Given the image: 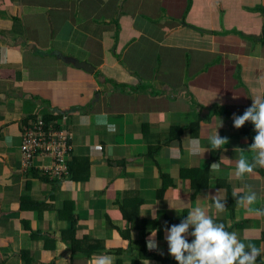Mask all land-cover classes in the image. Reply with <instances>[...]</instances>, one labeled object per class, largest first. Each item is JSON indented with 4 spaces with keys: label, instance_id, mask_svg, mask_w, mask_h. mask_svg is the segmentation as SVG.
Instances as JSON below:
<instances>
[{
    "label": "crops",
    "instance_id": "crops-1",
    "mask_svg": "<svg viewBox=\"0 0 264 264\" xmlns=\"http://www.w3.org/2000/svg\"><path fill=\"white\" fill-rule=\"evenodd\" d=\"M253 94H264V0H0V264H178L165 227L218 190L226 207L209 214L264 246V167L234 173L256 133L233 114ZM62 113L72 175L23 172L24 126ZM217 128L228 143L214 151Z\"/></svg>",
    "mask_w": 264,
    "mask_h": 264
},
{
    "label": "clouds",
    "instance_id": "clouds-1",
    "mask_svg": "<svg viewBox=\"0 0 264 264\" xmlns=\"http://www.w3.org/2000/svg\"><path fill=\"white\" fill-rule=\"evenodd\" d=\"M251 98L253 103L245 109L242 115L233 114L235 128L239 129L246 122H251L256 133L247 149L252 154L251 158L241 154L235 162L234 173L237 178L253 173L257 167H264V94H253ZM221 126L222 121L219 127ZM218 128L215 134L208 137L209 147L214 151L224 149L228 143V138L221 137ZM234 150L236 152L241 148ZM195 151L199 152V149ZM203 153L200 154L203 155ZM222 162V159L220 162H213L210 165V171H219ZM232 195L237 197L236 203L240 205H251L257 198L254 192L240 197L236 191H233ZM210 197L212 200L210 206L197 204L187 212L186 217H183L180 223L165 227L169 254L178 264H256L257 258L264 253V246L245 244L238 238L236 232H230L226 230L224 223L216 222L209 214V208L214 207L216 212H223L226 199L220 190ZM169 206L177 210L170 202ZM152 217L153 219L159 218L156 209L152 211ZM156 236L157 231H152L146 237V245L150 251L159 250ZM188 236L193 237L191 242ZM93 264H112V258L108 255H101L94 258Z\"/></svg>",
    "mask_w": 264,
    "mask_h": 264
},
{
    "label": "built area",
    "instance_id": "built-area-1",
    "mask_svg": "<svg viewBox=\"0 0 264 264\" xmlns=\"http://www.w3.org/2000/svg\"><path fill=\"white\" fill-rule=\"evenodd\" d=\"M60 121L47 122L42 117L28 124L21 142L23 172L35 170L50 181L72 175L69 161L75 150V136L69 126L71 115L62 113ZM38 159H49V163H37Z\"/></svg>",
    "mask_w": 264,
    "mask_h": 264
},
{
    "label": "water",
    "instance_id": "water-1",
    "mask_svg": "<svg viewBox=\"0 0 264 264\" xmlns=\"http://www.w3.org/2000/svg\"><path fill=\"white\" fill-rule=\"evenodd\" d=\"M64 61H67L68 63H73L78 68L85 69L86 71L92 72L94 71V67H92L91 64L81 61L79 59L73 58V57H63Z\"/></svg>",
    "mask_w": 264,
    "mask_h": 264
},
{
    "label": "trees",
    "instance_id": "trees-1",
    "mask_svg": "<svg viewBox=\"0 0 264 264\" xmlns=\"http://www.w3.org/2000/svg\"><path fill=\"white\" fill-rule=\"evenodd\" d=\"M39 118H40V117H39ZM51 118H52V117H43V119H44L45 121H47V122H49V120H52ZM27 126H28V125H25V126H24L21 135H23V133H24L25 129L27 128ZM20 149H21V145H20ZM21 153H22V149H21ZM37 163H38V162H37ZM72 169H73V168H72ZM26 173L28 174L29 171L26 172ZM30 173H33V175H35V176L38 175L39 177L48 180V179L45 178L44 176L42 177V176L39 174V172H37V171H35V170L31 171ZM138 211H139V208H138ZM125 216L128 217V218L130 219L129 214H128L126 211H125ZM130 220H132V219H130ZM154 257L157 258V259H160V260L164 261L166 264H169L168 259L164 258V256H154Z\"/></svg>",
    "mask_w": 264,
    "mask_h": 264
}]
</instances>
